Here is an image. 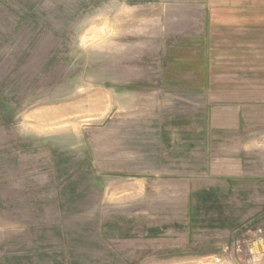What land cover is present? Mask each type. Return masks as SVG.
I'll list each match as a JSON object with an SVG mask.
<instances>
[{"label":"rangeland","instance_id":"374dc122","mask_svg":"<svg viewBox=\"0 0 264 264\" xmlns=\"http://www.w3.org/2000/svg\"><path fill=\"white\" fill-rule=\"evenodd\" d=\"M197 1L0 0V264H264V137L227 155L185 91Z\"/></svg>","mask_w":264,"mask_h":264},{"label":"crops","instance_id":"0c3cea01","mask_svg":"<svg viewBox=\"0 0 264 264\" xmlns=\"http://www.w3.org/2000/svg\"><path fill=\"white\" fill-rule=\"evenodd\" d=\"M182 27L185 58L198 60L202 70L205 51L209 76L205 82L189 80L185 91L208 93L209 100L221 103L223 109L208 120L214 140H230L229 145L218 142L217 148L229 149L226 154L231 156L254 154L255 134L264 137V0L190 2L183 7ZM187 170L184 166L183 171ZM195 180L187 176L157 182L171 189L163 195L166 204L183 207L191 204ZM175 188L187 189L188 194L176 196Z\"/></svg>","mask_w":264,"mask_h":264}]
</instances>
